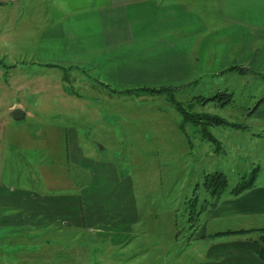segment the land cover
Instances as JSON below:
<instances>
[{"label": "rangeland", "instance_id": "rangeland-1", "mask_svg": "<svg viewBox=\"0 0 264 264\" xmlns=\"http://www.w3.org/2000/svg\"><path fill=\"white\" fill-rule=\"evenodd\" d=\"M24 1L32 0H0V264L219 262L205 257L209 241H191L202 230L203 213L197 222L194 213L212 200L205 175L222 173L225 195L253 168L264 173V143L225 129L245 127L241 113L250 107L242 104L250 90L241 88L219 107L201 100L215 94L203 80L185 89L111 92L76 72L39 67L30 56L31 17L22 18ZM10 104L31 116L13 121L9 112L19 107ZM196 115L224 123L207 126ZM67 130L83 146L79 158L97 161L96 169L67 155ZM66 194L83 205V221L91 207L102 205L111 225L97 232L44 219L18 223L24 201Z\"/></svg>", "mask_w": 264, "mask_h": 264}, {"label": "crops", "instance_id": "crops-1", "mask_svg": "<svg viewBox=\"0 0 264 264\" xmlns=\"http://www.w3.org/2000/svg\"><path fill=\"white\" fill-rule=\"evenodd\" d=\"M20 7L23 19L26 13L31 17L26 25L35 65L76 72L111 92L178 85L185 89L203 80L214 93H230L232 102L241 88L250 90L242 104L250 107L241 113L245 127L225 129L264 143V0H49L45 5L32 0ZM19 36L26 38L21 28ZM14 105L10 108L22 109L23 119L31 116ZM74 139V131L67 130V155L96 169L97 161L79 158L83 146ZM104 169L112 173L110 167ZM259 170L257 166L246 190L237 195L227 191L202 212V230L191 241H209L205 257L219 262L206 264H264L256 255L264 234V173ZM34 200L21 204L18 223L44 219L64 229L97 232L111 225L102 205L91 207L83 221L84 207L74 195Z\"/></svg>", "mask_w": 264, "mask_h": 264}, {"label": "trees", "instance_id": "trees-1", "mask_svg": "<svg viewBox=\"0 0 264 264\" xmlns=\"http://www.w3.org/2000/svg\"><path fill=\"white\" fill-rule=\"evenodd\" d=\"M49 67L55 66V65H47ZM57 67V66H55ZM62 69L61 67H57ZM235 69L234 67H231L230 70ZM81 70V69H80ZM241 72H245V71H241ZM66 73V72H65ZM157 92H159V90H157ZM201 98V97H198ZM202 101L208 102H215V104L219 107H223L224 105L228 104L231 101V94L230 93H226V92H216L214 95L210 96L209 98H204L201 99ZM176 109L178 111H180L182 114L183 111H181V109L178 108V106L176 107ZM192 115H189V118ZM197 120H200V122H202L204 125L207 126H218L224 123V121L222 119H219L217 117H213V116H207V115H200L199 117L196 115ZM187 119V118H186ZM257 170V168H253L252 172L249 174V178L244 181L241 180V182L237 183L234 187H232L229 190V193L231 195H237L239 193H241L242 191L246 190L248 187H250L252 185V182L254 180V176H255V171ZM203 187L205 189V191L209 194L210 198L212 199L211 202H209L208 204H200L199 208L195 211V221L197 222L199 215L206 209V208H210V207H214L217 203V201L219 200L220 196L222 195V193L225 191L226 188V180L225 177L222 173L214 171L211 174H207L204 176L203 179ZM193 206V205H192ZM190 214H192V211L190 210L189 212V217L191 216ZM262 232H264V229H261ZM219 235H223L222 233ZM259 243L261 244L260 249L256 252L257 258L261 261H264V234L261 235V237H259Z\"/></svg>", "mask_w": 264, "mask_h": 264}, {"label": "water", "instance_id": "water-1", "mask_svg": "<svg viewBox=\"0 0 264 264\" xmlns=\"http://www.w3.org/2000/svg\"><path fill=\"white\" fill-rule=\"evenodd\" d=\"M9 116L13 121H20L23 119L24 113L19 108H13L10 110Z\"/></svg>", "mask_w": 264, "mask_h": 264}]
</instances>
